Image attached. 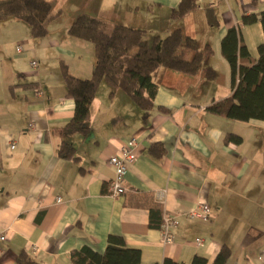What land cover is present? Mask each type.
<instances>
[{
	"label": "crops",
	"instance_id": "obj_1",
	"mask_svg": "<svg viewBox=\"0 0 264 264\" xmlns=\"http://www.w3.org/2000/svg\"><path fill=\"white\" fill-rule=\"evenodd\" d=\"M178 1L50 0L54 15L42 36H32L20 19L0 21V264H20L15 257L21 250L43 264H74L73 248L87 244L102 253L110 233L139 248V264H162L164 257L190 264L195 254L211 262L223 244L231 252L224 264H262L257 254L264 257V122L230 118L206 106L232 90L220 51L227 29L238 23L257 56L261 23H241V16L258 14L264 0H197L173 17ZM81 13L142 28L147 40L180 27L203 51L198 71L158 66L152 73L153 107L146 114L123 89L101 80L84 130L69 132L65 124L74 99L65 93L60 64L78 77H89L94 66L92 41L67 31ZM26 35L17 52L16 41ZM33 58L37 67L28 63ZM229 132L241 141L226 140ZM133 134L140 142L125 183L160 202L162 216L174 215L172 242H162L159 228L148 224V205L139 192H107L113 175L108 156ZM63 140L74 146L68 156L58 152ZM200 200L210 206L207 218L189 214Z\"/></svg>",
	"mask_w": 264,
	"mask_h": 264
},
{
	"label": "trees",
	"instance_id": "obj_2",
	"mask_svg": "<svg viewBox=\"0 0 264 264\" xmlns=\"http://www.w3.org/2000/svg\"><path fill=\"white\" fill-rule=\"evenodd\" d=\"M196 4L197 0H179L171 9V15L181 17ZM53 15L50 0H0V21L20 19L29 26L32 36L48 33L46 21ZM257 19L263 31V39L257 45V56L249 52L238 23L227 29L220 38V51L229 65L232 90L206 106L211 112L239 120L259 118L264 122V9L258 14L246 13L241 16V23ZM67 31L73 36L92 41L94 51V66L89 77L75 76L68 71L64 62L60 64L65 93L74 99L73 115L65 124L69 132L84 130L83 122L88 117L90 101L101 80L123 89L146 114L153 107L156 90L153 71L164 65L182 72L196 73L203 54L202 49L197 48L194 37L180 27L173 28L164 36L155 34L147 40L142 37V28L81 13L72 20ZM190 50L193 52L188 56ZM158 108L168 110L161 105ZM241 139L236 132H229L226 137V140L235 142ZM73 151L72 143L66 140L60 142V154L68 156ZM128 193H138L140 198H146L148 224L159 228L162 221L160 202L151 200L148 194L141 195L135 189ZM230 254L229 246L223 244L211 262L205 256L195 254L190 264H224ZM70 258L74 264H139L140 250L128 246L122 235L110 233L102 253L83 244L79 249L71 250ZM15 260L20 264H43L24 250L16 255ZM162 264L177 263L164 257Z\"/></svg>",
	"mask_w": 264,
	"mask_h": 264
},
{
	"label": "built area",
	"instance_id": "obj_3",
	"mask_svg": "<svg viewBox=\"0 0 264 264\" xmlns=\"http://www.w3.org/2000/svg\"><path fill=\"white\" fill-rule=\"evenodd\" d=\"M239 25V24H237ZM26 41L25 37L19 38L14 47L17 52L22 50V45ZM29 65L32 67L38 66V59H30L28 61ZM35 92H41L40 89H36ZM140 142L139 136L136 134L131 135L126 138L125 141L120 144L116 151L108 156V163L113 168V175L108 181L107 184V192L112 195L125 194L128 192H132L134 189L129 187L125 183V174L127 171V165L132 163V161L136 157L135 148ZM13 143H11V147ZM157 197L162 196V192L160 190L157 191ZM56 199H59V195L55 196ZM189 214L191 216H200V217H208L209 216V204L206 200H200L196 207L190 209ZM176 218L173 214H164L162 216V221L159 226L161 241L162 242H172L173 234H172V226L175 224ZM4 239V234L0 233V242ZM201 237H195V242L200 243ZM2 252V247L0 245V254ZM257 258L262 260V264H264V257L259 253L257 254Z\"/></svg>",
	"mask_w": 264,
	"mask_h": 264
},
{
	"label": "rangeland",
	"instance_id": "obj_4",
	"mask_svg": "<svg viewBox=\"0 0 264 264\" xmlns=\"http://www.w3.org/2000/svg\"><path fill=\"white\" fill-rule=\"evenodd\" d=\"M25 38H26V39H27V38H29V35H26V37H25Z\"/></svg>",
	"mask_w": 264,
	"mask_h": 264
}]
</instances>
